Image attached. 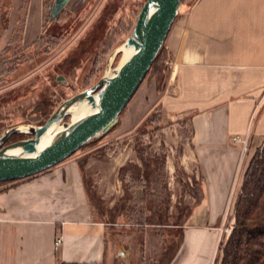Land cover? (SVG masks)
<instances>
[{
    "label": "crops",
    "instance_id": "0c3cea01",
    "mask_svg": "<svg viewBox=\"0 0 264 264\" xmlns=\"http://www.w3.org/2000/svg\"><path fill=\"white\" fill-rule=\"evenodd\" d=\"M37 6L30 0L25 37L37 32ZM163 45L172 66L160 117L168 129L188 130L180 165L195 167L200 191L169 264H211L237 189L242 146L233 137H247L248 151L264 144V0H194ZM166 164L170 175L175 167ZM105 232L74 160L0 191V264H101Z\"/></svg>",
    "mask_w": 264,
    "mask_h": 264
},
{
    "label": "rangeland",
    "instance_id": "374dc122",
    "mask_svg": "<svg viewBox=\"0 0 264 264\" xmlns=\"http://www.w3.org/2000/svg\"><path fill=\"white\" fill-rule=\"evenodd\" d=\"M145 1L38 0L37 32L25 37L30 0L20 1L15 11L13 0H0V39L8 40L1 35L13 28L5 47L0 41V134L19 124L40 125L62 102L94 86L108 56L131 34ZM193 1L181 0L178 13ZM156 58L155 68L147 73L117 124L66 159L79 165L92 211L106 225L107 253L101 264H156L165 242L179 240L200 196L195 167L189 170L180 165L188 130L168 129L172 124H164L160 117L159 100L172 66L164 45ZM256 151L241 155L231 226L239 182ZM156 157L170 161L175 171L169 175L166 168L164 180L147 183L144 173L153 179L158 171L149 167L143 173V164ZM118 158L120 167L115 162ZM159 195L166 212L164 224H145L147 208H159ZM121 205L127 211L111 215Z\"/></svg>",
    "mask_w": 264,
    "mask_h": 264
},
{
    "label": "water",
    "instance_id": "95a60500",
    "mask_svg": "<svg viewBox=\"0 0 264 264\" xmlns=\"http://www.w3.org/2000/svg\"><path fill=\"white\" fill-rule=\"evenodd\" d=\"M180 3L146 0L131 34L108 56L105 71L94 86L62 102L44 124H19L2 132L0 182L24 180L48 171L92 139L107 134L150 70ZM57 81L64 82L62 78ZM14 135L26 138L8 143Z\"/></svg>",
    "mask_w": 264,
    "mask_h": 264
},
{
    "label": "trees",
    "instance_id": "16d2710c",
    "mask_svg": "<svg viewBox=\"0 0 264 264\" xmlns=\"http://www.w3.org/2000/svg\"><path fill=\"white\" fill-rule=\"evenodd\" d=\"M156 60L157 58L154 60L149 71H152L155 68ZM50 115L51 114L47 117L45 116L40 125L44 124ZM25 138L26 137L22 135H14L8 140V143L16 142ZM85 146L86 145L82 148ZM143 165L145 167L143 173L146 169L148 171L149 167H154L158 171V174L153 179H148L147 172L144 173L143 177L146 178L147 183H158L165 179V159L161 160L156 157L151 159L149 163L147 162ZM17 181L18 180L8 181L12 184L9 183V185L5 186L4 184L7 182H0V185H3V187H0V191L5 190L8 186L13 185ZM85 190L87 199L91 205L86 186ZM128 199H131L130 195L127 196V200ZM157 199L159 202V208L157 210L147 208L149 216L145 217V224H152L154 226L164 224L166 212L162 209L163 201L160 200V195L157 196ZM233 207L235 211L234 220L225 243L220 250V264H264V146L261 150L256 151L247 168L243 172ZM125 209V205H121L120 208L116 207L111 211V215L117 212V210L124 212ZM93 215L99 219L94 212ZM99 221L103 222L101 219H99ZM182 231L183 229L181 230L177 242L170 240L165 242L164 252L156 264H168L171 262L180 245ZM169 249H171L170 254H168Z\"/></svg>",
    "mask_w": 264,
    "mask_h": 264
},
{
    "label": "built area",
    "instance_id": "2783aa9c",
    "mask_svg": "<svg viewBox=\"0 0 264 264\" xmlns=\"http://www.w3.org/2000/svg\"><path fill=\"white\" fill-rule=\"evenodd\" d=\"M233 141L236 143L241 144L242 146V154L245 156L248 151V138H240L239 136H234ZM232 204L228 206L227 210L223 214L221 225L218 228V237H217V243L215 248V253L212 259L211 264H220V250L222 245L225 243V240L229 234L231 222L233 217L231 218L230 212H231ZM234 216V215H233ZM61 239L57 238L56 244H60Z\"/></svg>",
    "mask_w": 264,
    "mask_h": 264
}]
</instances>
